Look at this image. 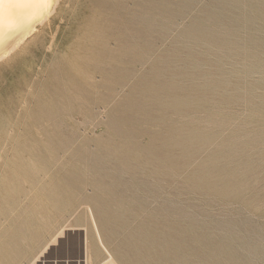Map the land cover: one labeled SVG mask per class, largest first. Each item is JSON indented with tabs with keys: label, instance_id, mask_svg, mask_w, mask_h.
<instances>
[{
	"label": "rangeland",
	"instance_id": "1",
	"mask_svg": "<svg viewBox=\"0 0 264 264\" xmlns=\"http://www.w3.org/2000/svg\"><path fill=\"white\" fill-rule=\"evenodd\" d=\"M120 3L46 0L0 41V264H123L136 220L114 236L97 186L125 220L162 208L160 264H264V0ZM141 72L160 123L129 140L111 113ZM152 178L153 198L123 192Z\"/></svg>",
	"mask_w": 264,
	"mask_h": 264
},
{
	"label": "bare ground",
	"instance_id": "2",
	"mask_svg": "<svg viewBox=\"0 0 264 264\" xmlns=\"http://www.w3.org/2000/svg\"><path fill=\"white\" fill-rule=\"evenodd\" d=\"M121 1L122 0H93L94 3L99 4L100 6L106 8L107 10H111L110 13H112V10H113V9H111V4L110 3H115V5H116L117 2L120 3ZM45 3H46V0H0V41L2 42V39L4 38L6 32H8L10 29H12V28L13 29H15V28L16 29L17 28L19 29L23 25L27 24V22H28V12L31 11V10H33V9H35V8L42 7ZM120 6H121V3H120ZM113 14H115V13H113ZM117 14H119V11H118ZM131 21L132 22H125V23H123V28L127 29L129 27V25H132L135 22V20L134 21L131 20ZM22 36H23V34H22ZM130 36H131V38L132 37H139V38L142 37V38H144L145 37V34H143V31L142 30L137 29V31H133ZM17 38H19V37H16V39ZM174 38H176V37H174ZM5 46H6V44H5ZM130 61H132L134 64L138 63L137 60H135V59H131ZM157 68L158 67H153L152 66L151 67V70H156ZM129 71H130V73H128V74H130V76L133 75V72H131L132 70H129ZM135 77L137 78L136 79V87L131 90L130 99H128L127 101H123V103H122L123 104L122 105V109H123L122 112L119 113L117 111V112L111 113L112 117L110 119V128L112 129V131L113 132H116L119 137H124V138L127 137V138H129V140L149 138L150 137V133H148L147 131H144L143 132L144 134H141V135L137 134L134 131H136L137 129H140L142 127H144L145 125H152L153 124L152 126H154V125H157V124L160 123L159 120H160L161 113L159 111H154L153 114H154L155 118H150V117L148 118L147 116H144V113L143 112L145 111V108L143 107V105H146V103H148V102L147 101L146 102L142 101L141 100V97H142V95H145V94H147V96H148V93H147L148 90L155 89V87H159L161 85H162V87H164L163 84H160L159 85V81L158 80H154V79H158V77H156L154 73H152V74H146L144 72H141V73L137 74ZM163 83L167 86V83L166 82H163ZM79 84L81 85V82H79ZM119 86H122V85H118L116 87L118 90L120 89V88H118ZM146 87H149V88H146ZM108 97H110V96H108ZM187 102H188V104H190L189 101H187ZM156 106H155V108H156ZM154 110H156V109H154ZM115 113H117V114H115ZM174 118H176V117H174ZM165 120H166V118H165ZM148 129H150V128H148ZM186 133H187V131H186ZM168 134H169V132H168ZM126 140H128V139H126ZM131 142H130V144H131ZM124 144H125V142H124ZM154 144L156 146L158 145L156 143H154ZM159 144H161V143H159ZM143 145H144V143H143ZM162 147H164V146H162ZM172 155H173L172 150H167V153L166 154H162V155L161 154H156L154 156H157L160 159H165V158L167 159V158H170L169 156H172ZM154 156L152 155L151 157L154 159ZM153 161H157V160H153ZM120 162H121L120 164H123L125 161H124V159H121ZM146 163H148V162H146ZM156 181L157 180H153V178H152V182H145V181H142V180H139V179H130L128 181L129 182L128 183V187L130 188V187H134L135 185H137L138 188L135 191L134 190H127V192L126 191H123V192L125 194H127V197H135L138 194V192H140V194L142 193L145 196H148V197H152L153 198L158 193V189L160 190V188H159L160 186L158 185L159 182H156ZM102 189L103 188H101L100 186H97V188L94 189L93 197L95 199L102 198L104 200V201L102 200V203H104L105 204V208H107V209H105V211H106L105 214L107 215L109 224H111V226L114 227L113 228L114 229L113 230L114 231V234L112 232V234L114 236L115 235H118V234H120V233H122L124 231H126L127 230V226L129 225V222L132 219L133 220H136V225L133 226V228L131 230H129L128 233H126V236L123 238V240L121 242V245L124 248L123 249L124 252L122 254L120 252V254H121L120 257L122 259L123 264H160L161 261H162V259H163V256H162V252L161 251L163 249H165V247H166L165 244L167 242L166 235L164 233L162 234V231L164 229H166V228H164L167 225L166 224V220L163 218L164 215L159 214L160 213V210H162V208H158V210H155V211H153L154 210L153 209L151 212H148L147 213L145 211V209H146V207H145L146 206L145 205V201L140 202V206H138V208H139L138 211L139 212H134L133 211L132 213H130L129 214V217L126 219L127 220L126 221L125 219H123L119 215L120 214L119 212H121L120 211L121 210V205L119 203H117V201H115L114 198L112 197L114 194L115 195L117 194V193H115L116 189L110 188V189H107L106 191L105 190L103 191ZM104 195H106L107 198ZM152 198H150V200ZM154 205H155V202H154ZM158 214L160 215V218H157V215ZM185 220H187V219H185ZM109 224L107 223V225H109ZM177 225H179V224H177ZM103 226L107 230L108 227L105 224ZM35 261L32 262L31 264H34ZM167 264H169V263H167Z\"/></svg>",
	"mask_w": 264,
	"mask_h": 264
}]
</instances>
